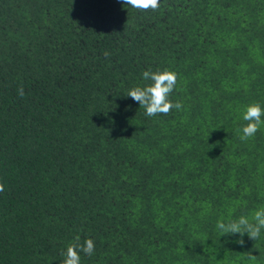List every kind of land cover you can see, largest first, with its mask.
Segmentation results:
<instances>
[{
	"label": "trees",
	"instance_id": "trees-1",
	"mask_svg": "<svg viewBox=\"0 0 264 264\" xmlns=\"http://www.w3.org/2000/svg\"><path fill=\"white\" fill-rule=\"evenodd\" d=\"M166 68L183 110L147 117L127 93ZM254 102L264 0H0V264H63L76 235L81 264H264V230L215 227L264 206Z\"/></svg>",
	"mask_w": 264,
	"mask_h": 264
},
{
	"label": "clouds",
	"instance_id": "clouds-1",
	"mask_svg": "<svg viewBox=\"0 0 264 264\" xmlns=\"http://www.w3.org/2000/svg\"><path fill=\"white\" fill-rule=\"evenodd\" d=\"M120 2L138 12H156L161 7V0H120ZM103 55L107 59L111 54L105 50ZM142 79L147 83L131 88L127 96L145 110L147 117L167 116L173 110H183L182 101L171 99L178 84L179 74L177 72L167 68L157 71L147 69L142 72ZM17 94L21 98L25 96L23 86L17 89ZM242 118L246 124L239 129V139L247 142L253 139L264 126V107L258 102L251 103L245 107ZM3 191L4 185L0 182V192ZM215 227L221 236L236 237L235 243L244 247L245 237L252 241L261 237L262 230H264V206L257 208L251 216L241 215L228 221L218 220ZM80 241L81 237L76 235L67 246L66 251L63 252V264H81V252L89 257L95 253L93 239L87 238L83 243ZM248 260L254 264L256 256L249 253Z\"/></svg>",
	"mask_w": 264,
	"mask_h": 264
}]
</instances>
